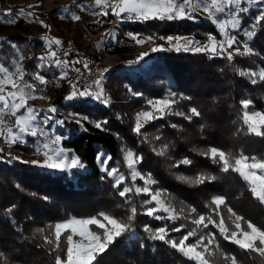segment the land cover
<instances>
[{
	"label": "trees",
	"instance_id": "trees-1",
	"mask_svg": "<svg viewBox=\"0 0 264 264\" xmlns=\"http://www.w3.org/2000/svg\"><path fill=\"white\" fill-rule=\"evenodd\" d=\"M255 14L256 11L253 9L249 16L244 17L243 27H248L251 23L250 16ZM114 28L116 38L118 36L127 38L126 33L133 32L142 36L153 33L158 36L192 34L201 40L206 39V33L215 32L214 25L205 19L195 23L188 20L125 22L114 24ZM41 37L38 32L27 33L16 28L4 29L0 26V41L7 38L23 50L26 58L22 65L27 73L35 71V61L28 57L37 56L44 49ZM237 37L238 40L245 39L242 33L237 34ZM155 41L164 43L159 39ZM249 46L255 55L235 56L232 62L222 58L209 59L204 54L175 51L155 53L148 51L150 56L143 64H134V67H126L120 62H115L106 68L109 72L106 73L104 82L106 94L112 101L109 107L91 101L87 104L65 101L63 96L68 93L58 94L55 102L58 108L56 114L68 120L61 129L69 136L63 146L79 154L87 164V170L77 179H72L57 172L50 173L22 163L11 165L0 163V251L7 257L4 264H55L56 255L63 258L66 250L64 236L61 237L60 250L53 252V246L45 244L43 236L36 233L37 228L43 227L45 228L43 235H49L51 229L48 226H54L57 220L69 216L96 215L101 211L126 219L123 206L117 207L123 205L122 199L116 195L109 180H100L101 173L95 161L98 151L110 154L113 161L119 163L125 176H128V169L122 158V146L143 155V163L137 166L138 170L142 174L149 172L152 174L157 181V184L152 186L153 189H166L168 199L177 210L183 207L187 211V207L192 206L197 209L198 214L208 215L211 197L214 194L222 195L226 198L228 206L238 215L264 228V204L251 195L246 182L234 172H221L211 160L200 155L210 146H214L233 156L243 152L249 157L264 158V137L247 133L240 111V101L251 99L253 104L249 111L264 112V83L253 86L247 78L238 74V68H255V65L264 67V27L258 30ZM9 51L5 45L0 55ZM25 78L29 79L28 76ZM126 86L143 93V97H132ZM169 91L191 97L190 100H180L173 111L186 112L189 107H196L201 112V117L187 121L179 116L167 115L163 119L154 120L142 129L147 135V142H141V138L132 131L135 112L142 106L143 101L160 98ZM69 112H80L96 120L107 119L106 127L109 131L95 129L90 123H85L87 131H84L71 122L75 118L62 114ZM172 124L178 127L172 128ZM240 129L243 130L238 131ZM157 135L162 137L160 141H155L154 137ZM32 143L30 139L27 147L19 145L12 147L22 155H34ZM164 144H168L169 148L163 156L153 152V148L159 150ZM0 148L11 156L7 153L6 147L0 145ZM36 156L38 157L37 154ZM183 157L192 160V165L178 168L172 166L174 161ZM112 166L117 165L112 163ZM201 172L214 175L217 179L203 185H194L179 179L181 176L194 178ZM128 183L131 186L130 180ZM136 183L141 185L143 181L138 179ZM16 185L20 187L17 188ZM43 196H48L49 199L47 201L41 199ZM146 198L144 195L133 198L138 213L142 212L141 202ZM13 204L16 208L11 213L12 219L9 220L6 209ZM220 213L225 219V224L232 230L227 209L221 207ZM213 219L218 220V217L213 216ZM145 223L157 228L163 226L165 221L153 220L143 214L137 215L134 226L141 237L145 235L143 233ZM167 224L169 227L185 224L189 230L192 227L188 219L168 221ZM241 226L245 227L243 222ZM207 232L218 233V230L209 225L202 234ZM181 235L182 233H170V236L177 240ZM194 240L195 238H190L189 242ZM217 242L220 251L209 258L210 264H225L222 254L236 256L238 264H264V258L241 250L238 246L223 240L218 234ZM100 264H195V262L189 261L162 242L148 243L146 247L141 248L133 240L121 239L100 258Z\"/></svg>",
	"mask_w": 264,
	"mask_h": 264
},
{
	"label": "snow or ice",
	"instance_id": "snow-or-ice-1",
	"mask_svg": "<svg viewBox=\"0 0 264 264\" xmlns=\"http://www.w3.org/2000/svg\"><path fill=\"white\" fill-rule=\"evenodd\" d=\"M94 4L95 7L83 4L80 0H73L71 6L62 8L61 18H67L70 22L79 21L81 16L71 11V7H76L81 11L88 10L93 15L101 17L95 22L97 26L104 22L103 18L109 16L115 18L114 24L177 20H188L195 23L205 19L214 25L215 32L206 33L203 43L195 38V35L158 36L153 33L142 37L140 33H126L127 38L137 45L156 39L164 41L163 44L154 45L150 50L151 53L175 51L204 54L209 59L222 58L232 62L235 56L255 55L249 45L258 34V30L264 27V0H94ZM253 9L256 14L250 16L251 23L244 28V17L249 16ZM17 14L24 18H34L33 13H25L23 9H19ZM12 16V10L8 9L0 13V22L15 24L17 21L11 18ZM4 17L9 18L4 19ZM38 22L45 28L49 27L42 20ZM241 32L245 38L243 41L237 39V34ZM217 35L220 39H217ZM105 37L112 40L117 39L111 30L105 34ZM41 39L45 42L44 51L38 56L28 57L35 61V71L31 73H27L22 65V61L26 58L23 50L7 38L0 41V53L3 52L5 45L10 50L7 54L0 55V140H3L9 147L16 145L27 147L31 139L33 153L41 156L42 159L22 160L19 157L7 155L4 149L0 148V163L9 165L22 163L77 179L86 172L87 164L74 150L63 146V143L69 139V136L61 131L68 123L67 118H57L58 108L55 104H49L47 108H36L30 106L28 101L36 99L37 94H42L48 86L59 87L60 81H66L70 91L63 96L65 101L84 104L91 101L109 107L112 101L104 88L106 73L109 69H104L97 74L96 78L89 81L84 77V71L92 72L89 64L82 58L68 59L70 44L69 50H63L62 41L59 38L43 36ZM117 42L121 41L117 40ZM150 52H142L135 60L128 61V63L140 64L150 56ZM76 64H81L82 68L75 67ZM70 72L78 74L75 80L69 79ZM238 74L247 78L253 86L264 83V67L259 65L255 68L238 70ZM26 76L29 79H25ZM126 87L132 97H143V93L134 91L130 86ZM39 98L45 97L41 95ZM190 99L191 97L171 91L166 97L148 99L146 101L148 110H141L134 117L133 133L141 138V142H147V135L142 132V129L154 120L163 119L167 115L179 116L187 121L201 117V112L196 107H189L186 112L173 111L180 100ZM252 104L251 99L240 101L243 110V125L248 134L264 137V112L249 111ZM69 116L74 117L75 119L71 122L84 131H87L85 123L92 124L100 131H109L106 127L107 119H91L80 112H69ZM171 127L177 128L178 126L172 124ZM201 127L203 128V125ZM116 135L119 138V134ZM154 139L160 141L162 137L157 135ZM168 148L169 145L164 144L159 150L153 148V152L163 156ZM121 152L123 162L128 169V176H125L119 163L113 161L110 154L98 151L95 161L101 173L100 180H109L116 195L122 199L123 205H117V207L123 206L126 219L101 211L89 217L72 216L56 222L54 226H48L51 229L49 235H43L45 228H37L36 233L43 236L45 244L53 246V252L60 250L61 237H65L64 257L56 255L55 264H100V258L121 239L133 240L141 248L146 247L148 243L162 242L189 261H194L195 264H210L209 258L220 251L217 234L241 250L264 258V228L238 215L228 206L224 196L212 197L208 215L198 214L197 209L192 206H188L187 211L183 207L177 210L168 199L166 189H153L152 186L157 184V181L152 174L150 172L142 174L138 170L137 166L143 163V155L123 146ZM200 155L211 160L221 172L231 171L238 174L248 185L251 195L264 204V158L249 157L243 152L233 156L214 146H210ZM112 163H116L117 166H112ZM192 163L188 157H183L174 161L172 166L178 168L190 166ZM138 179L143 181L142 187L136 184ZM179 179L194 185H203L215 181L217 177L201 172L197 173L194 178L181 176ZM129 180L131 186H129ZM16 187L20 186L16 185ZM33 195L36 194L33 193ZM141 195L147 198L141 202L142 212L138 213L133 198ZM40 198L45 201L49 199L48 196ZM221 207L227 209L228 219L233 226L232 230L225 224V219L220 213ZM15 208L16 205L13 204L6 209L9 220L12 219L11 213ZM139 214L151 217L153 220L165 221V224L153 228L145 223L143 226L145 235L141 237L134 226V221ZM213 216L218 217V220L213 219ZM181 219L190 220L192 225L190 230L185 224L172 227L167 224L168 221L175 222ZM241 222L245 227L241 226ZM209 225L215 227L218 233L202 234ZM170 233H182V235L177 240L172 238ZM190 238H195L194 242H189ZM222 256L225 264H238L236 256L231 254H222ZM6 259L5 253L0 251V264H4Z\"/></svg>",
	"mask_w": 264,
	"mask_h": 264
},
{
	"label": "rangeland",
	"instance_id": "rangeland-1",
	"mask_svg": "<svg viewBox=\"0 0 264 264\" xmlns=\"http://www.w3.org/2000/svg\"><path fill=\"white\" fill-rule=\"evenodd\" d=\"M80 2L95 7L94 0H80ZM72 3L73 0H0V13H4L8 9H11L13 12V16L11 18H14L17 21L15 24H7L0 22V26H2L4 29L16 28L22 32H27V33L38 32L39 34L42 35V37L48 36V37L59 38L62 41L63 50H69V44H70L71 50L69 52V57H68L69 60H74L77 58L83 59L85 57L89 58L93 56V58L95 59L94 62L101 63L102 65L105 64L109 67L115 62H120L126 67L128 66L134 67L135 65L129 64L128 61L135 60L136 57L139 56L142 52H148L151 50V48L154 45L161 44V43H156V41L154 40V41H147L142 45H137L129 38L126 37L124 38L123 36H118V35L116 40H112L111 38H106L105 34L109 30L113 31L116 34V30L114 28V23H113L115 18L112 16L103 18L104 22L97 26L95 22L101 19V17H98L97 15H93L88 10L81 11L76 7H71V11L78 13L81 16V19L77 22L67 21L68 19L66 18L62 19L61 18L62 8L65 6H71ZM30 5L31 7H29ZM19 9H23L25 13L27 12L33 13L34 18H24L18 15L17 12ZM201 15H203V13H201ZM8 18L9 17H4V19H8ZM40 20L44 21L45 24H48L49 27L45 28L43 25H41L38 22ZM35 21L36 23L33 24L32 22ZM186 35H192V34H186ZM87 39H90V42L87 43ZM217 39H220V36L217 37ZM117 40L121 42L118 43ZM204 41L205 39H201V43H203ZM239 41H242V38H240ZM43 43L45 45L44 41ZM41 53H39L38 55H40ZM141 63L143 64V62ZM256 66L257 65H255V67ZM245 69H248V67L238 68V70H245ZM61 88H62V81H60L59 87H56L55 85H51L49 86V88H46L45 89L46 91L43 92L42 94L38 93L37 98L30 99L28 101V104L36 108H47L49 104H55L56 100L59 97L58 94H61ZM41 95L45 98H39ZM167 95L168 93L164 94L162 97H166ZM147 100L143 101L142 106L139 108V110L135 112L134 117L136 113H138L139 111L148 110V107L146 105ZM240 111H241V119H242V112H243L242 107ZM254 111H259V110H254ZM62 114H64L67 117H70L68 113H62ZM57 118H61V117L57 116ZM70 118H74V117H70ZM0 145L6 147L7 153L11 154L12 157H19L22 160L29 159L30 161L42 159L41 156L38 155L37 157L36 154L22 155L17 149L13 148L12 146L9 147L8 145H6L3 142V140H0ZM122 158H123V154H122ZM136 184L141 187L143 186V183L141 185H139L138 183ZM214 196H220V195L214 194L212 197ZM69 217L61 220H57L56 222L66 220ZM84 217H89V216H84ZM77 218H81V217H77Z\"/></svg>",
	"mask_w": 264,
	"mask_h": 264
},
{
	"label": "built area",
	"instance_id": "built-area-1",
	"mask_svg": "<svg viewBox=\"0 0 264 264\" xmlns=\"http://www.w3.org/2000/svg\"><path fill=\"white\" fill-rule=\"evenodd\" d=\"M88 42H90V39H87V43H88ZM83 60H84L85 62H87V63L89 64V67L92 69V72H91V73H88L87 71H84V70L82 69V71H84V77H85L86 79H88L89 81H90L91 79L96 78V76H97V74H98L99 72L103 71L104 69H106V68L108 67V66L105 65V64L102 65L101 63L94 62L95 59L93 58V56H92V57H89V58H88V57H85V58H83ZM75 67H77V68H82V65H81V64H79V65H75ZM77 75H78V74L75 73V72H70V73H69V79H73V80H75ZM69 91H70V89L68 88L67 82H66V81H62L61 93H62V94H65V93H68Z\"/></svg>",
	"mask_w": 264,
	"mask_h": 264
}]
</instances>
